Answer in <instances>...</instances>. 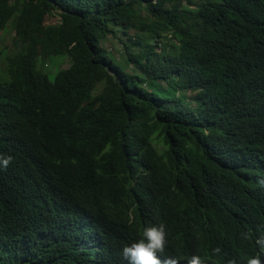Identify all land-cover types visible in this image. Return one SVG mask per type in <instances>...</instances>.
<instances>
[{
    "label": "trees",
    "instance_id": "16d2710c",
    "mask_svg": "<svg viewBox=\"0 0 264 264\" xmlns=\"http://www.w3.org/2000/svg\"><path fill=\"white\" fill-rule=\"evenodd\" d=\"M238 3L0 0V37L13 33L12 46L0 50V152L29 153L18 162L37 166L45 154L41 173L54 186L70 173L92 206L145 207L173 186L192 232L216 248L226 241L239 246L242 258L240 231L247 222L238 215L256 211L257 199L244 184L247 158L227 155L235 125L254 108L248 77L264 78V36L256 34L264 30V17L239 21ZM108 36L122 44L131 71L101 46ZM53 60L67 66L51 77ZM227 89L233 121L220 117L230 111L209 108ZM244 125L250 129L245 148L254 152L259 124ZM127 163L149 166L155 185L131 187ZM54 168L67 172L58 175ZM161 202L170 206L168 199ZM23 220L28 228L20 236L25 226L0 208V264L79 263L71 258L77 247L48 234L44 219L24 214ZM29 247L41 257L27 254Z\"/></svg>",
    "mask_w": 264,
    "mask_h": 264
},
{
    "label": "clouds",
    "instance_id": "9594fccd",
    "mask_svg": "<svg viewBox=\"0 0 264 264\" xmlns=\"http://www.w3.org/2000/svg\"><path fill=\"white\" fill-rule=\"evenodd\" d=\"M263 8L264 0H239L233 9L241 14L239 21L260 22L264 17ZM256 34L264 36V30H258ZM248 78L254 108L250 115L241 119L240 125H235L238 135L229 143L227 155L247 158L249 170L245 175H250V183L244 184L257 199L256 211L245 210L238 215L243 223L247 222L241 225L240 231L245 243V247H241L245 251L242 258L238 256L239 246L226 245V241L221 248H216L211 241L192 232L191 225L176 207L173 186L168 187L162 196L170 203L169 207L164 205L170 213L168 217L166 210L161 208L162 204H148L146 207L132 205L125 209L115 204L92 206L90 202H85L75 177L70 173L67 180L61 179L56 186L51 183L54 179L41 173L48 164L45 154L39 155L40 164L37 166L33 162H18L28 157L29 153L0 152V208L11 210L25 226L20 236L25 235L28 228L23 220L24 214L36 222L44 219L48 234L61 238L67 247H77L72 251L71 258H80L78 264L90 261L95 264H264V78ZM209 108L230 111V116L220 114V117H229L233 121V103L228 89L220 102L211 103ZM246 120L259 124L257 135L260 144L254 152L245 148L249 139L244 133L250 131L244 125ZM127 166L126 180L131 187L140 188L143 185L149 188L155 185L149 166L147 169L142 168L141 163L134 167L127 163ZM237 166L241 171L245 169L243 163ZM54 170L58 175L67 172L58 168ZM33 210L38 214H32ZM145 210L149 211L151 222L145 218ZM144 224L147 226L144 227ZM213 228L217 232L224 231L218 225ZM58 249L61 250V247ZM26 252L32 257H41L35 248L29 247Z\"/></svg>",
    "mask_w": 264,
    "mask_h": 264
},
{
    "label": "rangeland",
    "instance_id": "374dc122",
    "mask_svg": "<svg viewBox=\"0 0 264 264\" xmlns=\"http://www.w3.org/2000/svg\"><path fill=\"white\" fill-rule=\"evenodd\" d=\"M117 31H115L117 36H120V37L122 36L123 39L126 38V35L122 34V31L120 30V28H117ZM129 33H131V31H129ZM12 36H13V33L10 31L5 32V33L3 32V35L0 37V50H2V52L4 49L12 46L13 44ZM101 46L107 49L111 53V55L114 57V59L117 60V62H119L120 64H122V66L127 71H131L130 64H128L126 60L124 59L125 53H124L123 46L121 43H119L117 38L113 36H108L106 39L101 41ZM1 56H2V53H0V64H1ZM61 66L63 67L67 66L66 61L62 64L59 61L57 62V60L51 61L50 68H49L50 76L53 77L55 72L57 71V70L55 71V69L60 68Z\"/></svg>",
    "mask_w": 264,
    "mask_h": 264
},
{
    "label": "bare ground",
    "instance_id": "6f19581e",
    "mask_svg": "<svg viewBox=\"0 0 264 264\" xmlns=\"http://www.w3.org/2000/svg\"><path fill=\"white\" fill-rule=\"evenodd\" d=\"M155 198H157V200H153L152 199V197L150 198V200H149V202L147 203V204H152V205H156V206H158V205H160V204H162V202H161V197H157V196H155ZM146 207V206H145ZM161 208L163 209V210H166L165 212L167 213V209L164 207V205L162 204L161 205ZM148 213V216H146L145 218L147 219V220H149L150 221V219H149V211L148 210H145L144 211V214H147ZM168 214V213H167ZM166 217H168V215H166ZM151 222V221H150ZM147 225H145V227H146Z\"/></svg>",
    "mask_w": 264,
    "mask_h": 264
}]
</instances>
